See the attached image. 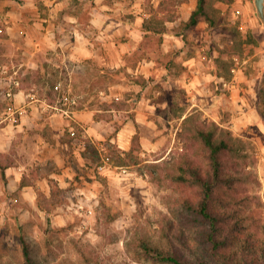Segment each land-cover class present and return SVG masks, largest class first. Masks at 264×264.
<instances>
[{
	"label": "rangeland",
	"instance_id": "rangeland-1",
	"mask_svg": "<svg viewBox=\"0 0 264 264\" xmlns=\"http://www.w3.org/2000/svg\"><path fill=\"white\" fill-rule=\"evenodd\" d=\"M33 1L43 12L40 0ZM68 4L81 15L90 42H101L96 36L99 24L92 21L100 22L102 16L97 13L90 21L87 12L89 7L101 10V3L68 0ZM196 4L197 0H122L121 4L107 0L102 8L116 23L113 29H122L117 18L123 16L144 31L136 38L119 34L108 42L133 45L123 57L130 66H136L141 56L159 55L168 69L166 83L151 76L127 80L126 66L114 63L101 69L93 59L87 65L74 62L60 51L61 44L53 49L45 41L33 49L0 29V56L12 49L15 60L28 58L19 71L25 87L58 108L99 107L98 118L104 120L98 127L104 133L100 140L84 136L79 124L70 123V137L82 139L83 154L94 168L96 182L86 193L73 195L53 185L50 197L41 191L31 203L18 192L9 195L0 175V264H27L22 241L37 264H170L144 254V241L159 248L170 247L171 241L176 250L193 258L201 245L194 223L180 206L183 190L170 174L179 172L175 165L183 151L204 162L198 140L187 133L211 121L231 132L229 139L238 152L229 156L224 174H231V181L222 192L246 196L239 204L216 206L220 212L233 213L222 234L238 222L241 228L231 234L217 256L221 260L214 264H226L229 253L234 254L230 261L242 264L248 258L262 259L264 21L254 0H207L209 16H199L196 24L188 25ZM163 30L170 35L165 37ZM104 92L119 96L108 98ZM70 97L76 103L69 102ZM41 124L46 126L47 121ZM120 128L124 131L113 140ZM179 232L185 235V246Z\"/></svg>",
	"mask_w": 264,
	"mask_h": 264
},
{
	"label": "crops",
	"instance_id": "crops-1",
	"mask_svg": "<svg viewBox=\"0 0 264 264\" xmlns=\"http://www.w3.org/2000/svg\"><path fill=\"white\" fill-rule=\"evenodd\" d=\"M94 1L101 3V10L89 7L87 12L90 21L97 13L102 16L100 22L92 21L99 24L95 27H100L96 36L101 42L97 45L87 38L86 24L81 22V15L75 7L69 6L68 0H40L43 12L33 0H0V29L10 39H23L33 49L42 47L45 41L53 49L61 44L60 51L74 62L87 65L88 59H93L101 69L117 63L126 66L130 77L151 76L155 82L166 83L168 69L164 59H158L159 55L152 52V55L141 56L136 66H130L123 57L131 53L133 45L122 42L111 45L108 42L119 34L127 33L136 38L144 31L134 25L136 22L132 24L123 16L117 18L122 29L119 26L113 29L116 23L112 24L114 20L102 9L107 7V0ZM114 2L121 4L122 0ZM163 35L166 37L170 33L163 30ZM166 50V46L161 49L162 55ZM12 52L15 54L16 50L9 49L8 53H3L4 57L0 56V175L5 179L7 193L18 192L21 198L31 203H36L35 198L41 191L50 197L53 185L61 190H70L73 195L86 193L96 182L92 173L94 168L83 154L82 139L70 137V123L79 124L84 136L100 140L104 137L98 128L104 124V120L98 118L102 109L91 104L72 107L69 112L55 108L46 97L24 86L25 80L19 71L28 58L25 62L17 61ZM24 53L30 54L29 51ZM100 93L103 94L102 90ZM104 93L108 98L119 96V92ZM43 120L47 121L46 126L41 124ZM115 131L113 140L121 135L124 128Z\"/></svg>",
	"mask_w": 264,
	"mask_h": 264
},
{
	"label": "trees",
	"instance_id": "trees-1",
	"mask_svg": "<svg viewBox=\"0 0 264 264\" xmlns=\"http://www.w3.org/2000/svg\"><path fill=\"white\" fill-rule=\"evenodd\" d=\"M199 16H209L207 0H197L196 7L191 11L186 23L188 25L196 24ZM126 79L133 81L129 74L126 75ZM190 117L191 115L184 117L183 123H186ZM181 134L182 131L178 133V135ZM187 134H190L188 138L198 140L202 148L204 162H198L196 157H192L183 151L177 158L175 165L179 172L175 175L170 174V179L183 190L180 206L185 217L194 223V235L195 238H198L197 242L201 246L197 248L198 253L194 254L193 258L176 250L171 241H168L167 244L170 247L167 248H159L149 241H144L141 244V249L153 260L170 264H214L221 260V258L217 259V256L222 248L230 242L231 234L241 228L239 225L241 223L238 222L233 225L231 231L222 234L224 230H227L226 222L233 213L220 212L216 208L217 204L223 206L239 204L246 198V196H236L232 193L227 195L222 192L223 187L229 188L231 174L226 176L224 170L226 165H230L229 156L234 152L238 154L237 147L234 141L229 139L232 136L231 132L218 126L214 121L206 126L196 125L193 131ZM225 200L227 202H224ZM237 210L238 208H234V213ZM179 233L181 236L178 239L185 246L187 244L185 235L183 232ZM259 243L264 244V237ZM202 246H206V248L204 249ZM261 249L262 259L248 258L244 264H264V247L261 246ZM191 251V247H188L187 252ZM22 253L27 264H37L31 258L28 246L24 241H22ZM225 256L228 258L226 264H242L230 261L233 260V253Z\"/></svg>",
	"mask_w": 264,
	"mask_h": 264
},
{
	"label": "water",
	"instance_id": "water-1",
	"mask_svg": "<svg viewBox=\"0 0 264 264\" xmlns=\"http://www.w3.org/2000/svg\"><path fill=\"white\" fill-rule=\"evenodd\" d=\"M254 5L259 17L264 21V0H254Z\"/></svg>",
	"mask_w": 264,
	"mask_h": 264
},
{
	"label": "built area",
	"instance_id": "built-area-1",
	"mask_svg": "<svg viewBox=\"0 0 264 264\" xmlns=\"http://www.w3.org/2000/svg\"><path fill=\"white\" fill-rule=\"evenodd\" d=\"M69 102H71V103H75V99L73 98V97H70V100H69ZM73 103V104H74ZM55 108H57V109H60V110H62V111H64V112H69L70 111V108L69 109H67V108H65V107H60V108H58V106L57 105H53ZM100 168H101V166H100Z\"/></svg>",
	"mask_w": 264,
	"mask_h": 264
}]
</instances>
